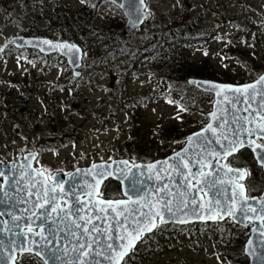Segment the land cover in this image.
<instances>
[{"label":"rangeland","instance_id":"obj_1","mask_svg":"<svg viewBox=\"0 0 264 264\" xmlns=\"http://www.w3.org/2000/svg\"><path fill=\"white\" fill-rule=\"evenodd\" d=\"M89 1L0 0V47L6 43L4 56L17 51L7 44L13 37L69 44L79 39L83 52L78 77L65 69L57 55L48 54L46 64L37 67L12 55L0 59V103L10 109L9 113L0 110V160L40 149L37 168L65 176L97 163L127 160L133 164H150L181 149L179 144L159 146V129L167 131L179 125H192L191 120L200 127L211 111L212 97L195 92L187 112L167 101L164 95L168 85L162 88V82L149 71V57L141 55L132 65L122 63L112 53L113 37L118 32L124 45L129 43L133 48L147 50L153 45L154 34L166 35L162 30L165 26L170 25L174 30L175 26L192 24L194 31L192 34L187 31L189 38L196 35L203 39L187 55L192 56L195 68L208 67L207 79L218 82L214 78L227 77L225 72L231 74L229 71L235 70L241 76L233 78L246 80L244 84H247L264 74L257 72L260 60L264 59V0H146L151 20L129 35L122 34L125 22L117 8L105 0ZM52 18L59 19L63 34L51 24ZM69 23L76 31L81 24L88 29L74 34ZM183 38L189 41L188 36ZM232 41L235 46L228 48ZM21 86L28 88L32 96L23 103L25 112L15 111ZM3 95L9 96L4 99ZM173 95L169 96L174 98ZM148 96L156 100L136 105ZM20 119L22 122L17 124L12 122ZM148 143L150 150H146ZM250 170L255 172L253 167ZM263 190L259 189L256 195ZM103 191L112 193L113 200L122 197L115 181L106 182ZM145 196L149 199V191ZM153 199L156 200L154 195ZM222 224L223 229L207 223L190 225L199 226L196 235L192 232L187 235L184 230L189 226L175 225L178 229L169 233V238L156 239V245L145 253L146 261L138 262L143 256L140 250L127 264H243L237 258L239 242H223L222 233L232 232L231 225H235L230 220ZM207 225H214L212 232L216 238L205 235ZM244 240L243 246L247 237ZM138 246L136 249L142 248ZM20 264L41 263L26 257Z\"/></svg>","mask_w":264,"mask_h":264},{"label":"water","instance_id":"obj_2","mask_svg":"<svg viewBox=\"0 0 264 264\" xmlns=\"http://www.w3.org/2000/svg\"><path fill=\"white\" fill-rule=\"evenodd\" d=\"M107 2L118 8L126 19L123 29L125 35L135 32L151 19L150 13L146 11L145 0L142 2L141 0H107ZM7 44L18 49L41 50L40 52L46 55L57 53L66 59L73 76L80 75L78 69L82 66L83 52L76 45L19 37L10 39ZM261 77H264V74L254 82L244 85L188 79V86L213 96L211 111L207 114L208 122L203 128L185 138V145L181 150L151 164L133 165L127 160L97 163L88 168L77 169L65 176L52 174L48 180L43 171L33 168L35 155H26L18 161L20 165L10 168L9 175L2 176L3 181L9 180L3 182V187L0 188V216L6 220L4 214L13 210V216L20 219L14 220L13 216L9 218L10 223L18 224L19 227L11 225L13 232L12 230L5 232L1 241L11 243L16 249L8 250V255L0 259V264H10L16 253L24 252L22 250L24 248H29L30 251L28 249L26 252L34 254L44 264H76L77 258L85 261V264H122L141 240L135 241L134 246L128 247L122 259L117 255L118 252H124V246L129 244L131 240L129 233L137 226V220L143 221L140 227L146 226L147 216L156 210H161L169 220L168 223L160 224L162 226L222 223L230 219L249 234L243 249L248 264H262L260 257L264 256V235H262L264 191L258 197L248 198L243 185L246 171L227 165L228 159L242 151H249L257 167L264 173V161L261 160L264 156V145L261 143L264 142V131H261V127L264 126V81H261ZM213 85L231 87L213 88ZM249 85L254 87L246 88ZM237 88L243 90L242 93L235 92L234 89ZM208 125H211L215 132L209 130ZM230 142L235 143L232 147H225ZM177 164L180 165L179 168ZM123 167L126 169L125 173ZM40 173L43 175H39ZM99 173H103L102 178ZM70 175L75 178L74 181L70 179ZM108 180L119 184L122 196L125 198L123 203L118 204V201L98 198L102 185ZM133 181L136 182V190H133ZM73 182L78 185L76 191L80 203H76L71 195L64 194L70 191ZM61 183L64 192L60 191ZM54 187L56 192L52 193L51 189ZM45 190L49 195L57 196L52 203L58 204L60 209L67 213L63 223H59L58 220V213L62 214L60 209L49 214V222L57 220L59 227L63 229L62 232L58 231L57 238L50 245H45L39 235L33 236L32 233L22 232L29 223L32 224L33 229L39 231L38 225L42 224V220H37L36 215L51 207V204H45ZM148 191L150 197L146 199L145 195ZM153 195L157 201H154ZM165 200L171 201L170 206L173 211L185 223L170 218V214L164 208ZM41 204H45V207L41 208ZM225 206L232 210L233 215L217 214L216 209ZM77 208L81 211L77 212ZM210 208L211 212H209ZM73 221L81 227L76 228ZM50 226L51 223L45 225V235ZM94 226L99 231H93ZM84 228L88 231L84 232ZM155 229L144 232L142 237L152 234ZM72 231L80 237L79 240L70 234L66 236ZM33 241L39 242L40 247H37ZM79 244H84L85 247L79 248ZM110 244L112 248L108 247ZM53 246L59 249L61 258L58 260L49 257L46 251V248ZM85 251L88 252L87 257L82 255ZM37 252L40 254L37 255Z\"/></svg>","mask_w":264,"mask_h":264},{"label":"trees","instance_id":"obj_3","mask_svg":"<svg viewBox=\"0 0 264 264\" xmlns=\"http://www.w3.org/2000/svg\"><path fill=\"white\" fill-rule=\"evenodd\" d=\"M87 2V0H85ZM106 2V1H105ZM88 3H91L88 0ZM107 3V2H106ZM91 5V4H89ZM110 5V4H109ZM112 6V5H110ZM113 7V6H112ZM120 13V12H119ZM79 16H81V13H78ZM121 15V13H120ZM66 19V18H65ZM64 19V20H65ZM60 20H63L62 16L60 15ZM51 24L56 25L57 30L63 34L61 27L59 26V19L57 18H52L50 19ZM82 23V22H81ZM71 23L68 24L69 28H71V31L74 34H78L79 32L84 33L88 28L85 27L83 24L79 27L80 29L76 31V29L70 25ZM112 26V25H111ZM170 25L165 26L162 30L166 32V35H155L153 37V45L150 46L147 50H141L140 48L132 47L129 43L124 45V42L122 40V37H120V32H118L115 37H113V45L115 47L112 49V53H115L116 56H118V59H121V62L126 64H132L135 65L137 63L138 58L142 56H147L149 57V61L151 63L149 64V71L152 72V74L158 79L159 81L162 82V88L164 86L168 85V88L165 89V99L172 104L183 108L186 110V112L189 110V106L191 102L193 101L194 98V93L197 90L191 88L190 86L187 85V79L190 78H195V79H207V68L204 67L203 69L200 68H195V64L193 62L192 56L187 55L188 52L194 51L193 49L196 47H199L201 45V41L203 38H198L196 35L193 38H189V34L194 31V25L188 24L187 27L184 25L181 26H175L177 29H171L169 27ZM189 30L190 33H187ZM78 32V33H77ZM184 32V33H182ZM192 34V33H191ZM186 35L189 38V41L185 42L183 36ZM166 36V38H165ZM75 44L81 46V40H72ZM233 41L228 45V48L231 46H235ZM123 45V47H122ZM13 56H16L19 59L26 60L29 63H37L41 58L42 59H47V57L41 56L38 53L33 54L32 52H21V51H16L13 54H10ZM7 58L8 56H0L1 58ZM60 58V57H59ZM63 60V66L65 69L70 70L68 66L66 65V62L63 58H60ZM114 60V59H112ZM261 67L258 69L257 72H263L264 71V59H261ZM231 74L225 72V75L227 77H219V78H214L218 82H224V83H232V84H243L246 82V80H239V79H234V77H240L241 74H237V72L234 70L233 73L229 71ZM208 76H213V74L208 73ZM211 79V78H209ZM235 80V81H233ZM63 91V89H61ZM174 94L173 97H170L169 95ZM204 97H210L209 95L202 94ZM4 96H9V95H4ZM30 98L29 92L23 91V94L20 97H17L16 99V107L15 111L17 110L18 112H25L23 108V103L25 100H28ZM133 100V99H132ZM154 97H147L146 99H142L140 102H136V105H146L148 102H152ZM2 110H7L9 107L6 105L1 106ZM130 117V116H129ZM183 119H180L179 121H182ZM191 124H187V126H181L178 128H170L167 129V131H162L159 129V132L157 134V144L159 146H171L173 144H179L180 148H182L185 144V138L187 135L199 130L200 128L203 127L207 123V119H205L204 124L201 125L200 127H197L194 122L191 120ZM52 129V126L49 127ZM146 146V150H150L149 143ZM178 148V149H180ZM178 149H175L177 151ZM228 165L239 168V169H245L247 171H250V167H253L255 169L254 173H259L260 175L263 176V173L261 170L256 166L255 162L253 161V157L251 153L243 151L239 153L237 156L231 158L228 160ZM253 186L255 188H253ZM262 186H259L258 184H255L254 182H250L248 184V191L250 195H256L257 191L261 189ZM103 197L104 198H114L112 197V193L109 194L108 191H103ZM215 226H218V228H222L224 225L222 223L219 224H214ZM214 225H207L206 233L205 235L210 237V238H216V233L212 232V228ZM233 230L228 231L226 233H222L223 237V242H231V240H236L239 243H237V258L240 259L243 264H247V258L243 254V242L244 237H247V234L243 231V229L239 228L238 226H233ZM199 226H189L186 228L184 231L188 232L187 235H196V229H198ZM224 228V227H223ZM222 228V229H223ZM177 230L178 228L176 226L168 225L166 227H158L155 232L143 238L139 246H142V248L135 249L131 256L136 251L142 250L143 256L139 258L138 262L146 261L147 258L144 259L145 253H148V251L152 248V246L156 245V239H161V238H169V233H173ZM221 229V231H222ZM221 231L219 233H221ZM192 232V233H190ZM225 235V236H223ZM214 236V237H213ZM246 239V238H245ZM138 246V247H139ZM144 249V251H143ZM127 258L124 262V264H127V262L130 260V257ZM137 262V263H138ZM144 264V262H143Z\"/></svg>","mask_w":264,"mask_h":264},{"label":"snow or ice","instance_id":"obj_4","mask_svg":"<svg viewBox=\"0 0 264 264\" xmlns=\"http://www.w3.org/2000/svg\"><path fill=\"white\" fill-rule=\"evenodd\" d=\"M82 2H83V0H82ZM141 2H142V0H141ZM45 43H48V42L45 41ZM261 81H264V77H261ZM212 87L213 88H230L231 86H227V85H225V86L213 85ZM248 87H254V85L246 86V88H248ZM234 91L237 92V93H242L243 90L237 88V89H234ZM217 95H219V93H217ZM208 129L213 131V132H215V129H212L211 125H208ZM261 131H264V126L261 127ZM189 139L191 140V138H189ZM225 139H227V137H225ZM234 143L235 142H230V144L225 146V147H232V145ZM261 160L264 161V156L261 157ZM165 163H167V161H165ZM184 166L187 167V165H184ZM179 167H180V165L177 164V168H179ZM3 175H4V173L0 172V176H3ZM39 175H43V173H40ZM98 175H100L101 178L103 177V173H99ZM124 178L126 179L127 177H124ZM241 178H243V177L241 176ZM70 179L74 181L75 178L70 175ZM97 183H99V181H97ZM135 184H136V182L133 181L132 182L133 190H136L135 189ZM207 186L211 187L212 185H207ZM77 187H78V185L75 182H73L72 185H71L70 191L69 192H64L63 183H61L59 185V188H60L61 192H64L65 195H71L73 197V199L76 201V203H80L79 196H78L77 191H76ZM241 187H243V186H241ZM51 191H52V193H55L56 192V188L55 187L52 188ZM44 196L46 197L45 204H51V207L45 209L44 212L36 215V219L37 220H42V224L38 225L39 231L38 232L35 231L33 229L31 223L26 225V231L28 233H32L33 236L39 235L41 237V240H43L45 242V245H50V244H52V241L57 238L58 231H60V232L63 231V229H61L59 227V223H63L64 218L67 215V213H64V210L60 209V206L58 204L52 203L53 201H55L57 199V196L49 195L47 190H45ZM117 203L119 204V203H123V202L122 201H118ZM193 203H195V201H193ZM45 204H41L40 207L44 208ZM109 204H111V202H109ZM217 204H219V201H217ZM170 205H171V201L170 200H165L164 201V208L170 214V218L175 220L176 222L185 223L184 220H181V219H179V217H177L176 212L173 211V209H172V207ZM57 209H60V213H62V214L58 213L59 223L57 222V220H52L51 222H49V214L51 212H57ZM76 211L79 212V211H81V209L77 208ZM114 211H115V209H114ZM177 211H180V209H177ZM193 211L195 213V209H193ZM211 211H212V209L210 208L209 212H211ZM253 211H255V210L253 209ZM216 212H217V214H221L222 213L223 215H233L232 210L230 208L226 207V206L223 207V208H217ZM9 214L11 215V213H9ZM199 218L203 219L204 217H199ZM13 219L14 220H19L20 218L16 217V216H13ZM147 220H148V223L144 227H140L139 226L140 224L143 223V221L142 220H137V226L132 229L131 233H129V235L131 236V240L129 241V244L127 246H124V252H118L117 253V255L121 259L126 254V252L128 250V247L134 246L135 241L140 240L144 232H151L154 228H156L158 226V223L159 224H165V223L169 222V220L166 219L165 215L163 214V212L161 210H156L154 213L148 215L147 216ZM49 223H51V226L48 227L47 235H45V225H48ZM73 223L75 224L76 228H80L81 227V225H79L78 223H75V221H73ZM14 227H19V225L18 224L14 225ZM83 231L87 232L88 230H87V228H84ZM93 231H99V230L96 229L95 226H94L93 227ZM69 234L73 235V236H76V233L74 231L67 233L66 236L69 235ZM262 235H264V233H262ZM49 237H51V239H49ZM76 239L79 240L80 237L76 236ZM120 239H125V237H120ZM2 243L3 242L0 241V244H2ZM33 243H36L37 247H40L39 242L33 241ZM78 247L79 248H84L85 245L84 244H79ZM88 247L90 248V245H88ZM108 247L112 248V245L110 244V245H108ZM29 251H30V249H29ZM46 251H47L49 257H51L53 259H57L58 260V259L61 258L59 256V249L56 246H53L51 248H46ZM113 251H115V249H113ZM39 254L40 253L37 252V255H39ZM82 255L84 257H87L88 256V252L85 251V252L82 253ZM260 259L262 261V264H264V256H261ZM76 264H85V261L79 260V258H77Z\"/></svg>","mask_w":264,"mask_h":264},{"label":"flooded vegetation","instance_id":"obj_5","mask_svg":"<svg viewBox=\"0 0 264 264\" xmlns=\"http://www.w3.org/2000/svg\"><path fill=\"white\" fill-rule=\"evenodd\" d=\"M26 1V0H25ZM29 1H32V0H29ZM33 1H36V0H33ZM40 2H42V0H40ZM5 51L6 50H4V53H1L0 55L2 56V55H6L5 54ZM33 54H37L36 52H32ZM44 61H46V59H40L39 60V62H38V64L35 66V67H37L39 64H42ZM46 64V62H44L43 63V65H45ZM33 67V66H32ZM23 91H25V92H27L26 91V89H25V87H23V86H21L20 88H19V94L17 95V96H21L22 94V92ZM10 112V109H7L6 110V112L5 113H9ZM12 122H15L16 124L18 123V122H21V119L19 120V121H16V120H12ZM15 131V130H14ZM262 144L264 145V142H262ZM33 151H35L37 154H39V158L41 157V151H40V149L39 150H36V149H33ZM32 151V152H33ZM25 153H26V151L21 155V154H19V155H17L16 157H13V158H11V159H9V158H6L5 160H0V172L3 170V168L5 167L3 164H6V163H10V162H12V161H14L15 159H17L18 157H21V156H24L25 155ZM38 158V159H39ZM48 176H49V174H48ZM255 181L257 182L256 184H258L259 186H262V188L261 189H264V174H263V176L262 175H260L259 173H252L251 172V170L250 171H247V176H246V178H245V180H244V182H243V185H244V187H245V190H246V196L248 197V198H250V197H256V196H260L261 195V193L263 192V191H261V193L259 194V195H250V193H249V191H248V184L250 183V182H254L255 183ZM1 182H2V178H1V176H0V184H1ZM3 209V208H2ZM7 223H5V221L2 219V217L0 216V227H2V226H5ZM246 233V232H245ZM247 234V238H248V233H246ZM36 258V257H35ZM37 259V258H36ZM18 260H20V258L18 259ZM22 261V260H21ZM37 261L38 262H40V260H38L37 259ZM41 263V262H40ZM18 264V263H17Z\"/></svg>","mask_w":264,"mask_h":264},{"label":"bare ground","instance_id":"obj_6","mask_svg":"<svg viewBox=\"0 0 264 264\" xmlns=\"http://www.w3.org/2000/svg\"><path fill=\"white\" fill-rule=\"evenodd\" d=\"M9 248H12V247L11 246L9 247L8 245H4V242L2 244H0V249H1L2 252H5V251L9 250Z\"/></svg>","mask_w":264,"mask_h":264}]
</instances>
